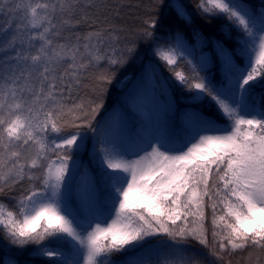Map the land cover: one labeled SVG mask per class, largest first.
<instances>
[{"label": "snow or ice", "instance_id": "1", "mask_svg": "<svg viewBox=\"0 0 264 264\" xmlns=\"http://www.w3.org/2000/svg\"><path fill=\"white\" fill-rule=\"evenodd\" d=\"M112 7L0 0V241L42 264L264 255V0H154L127 32Z\"/></svg>", "mask_w": 264, "mask_h": 264}, {"label": "trees", "instance_id": "2", "mask_svg": "<svg viewBox=\"0 0 264 264\" xmlns=\"http://www.w3.org/2000/svg\"><path fill=\"white\" fill-rule=\"evenodd\" d=\"M102 4H107L113 6L112 8H105L104 15L109 16V21H115V23L119 26H123L127 30H130L134 27L137 22V18L147 10L148 6L154 2V0H99ZM181 3H187L189 0H179ZM249 3L255 5L258 10V6L260 4V0H248ZM115 6L119 7V16L114 17L113 12L115 10ZM171 22V15L168 11H165V17L163 21V26L167 27L168 23ZM199 27V26H198ZM204 37L208 38H219V33L215 31L214 28H210L208 26H204L200 28ZM186 39L190 45H196V40L191 37V30L189 29L187 33H185ZM129 38H131L129 36ZM197 54H206L210 55V49L206 43L201 44L197 47ZM136 70L135 65H130L126 72L131 75ZM91 83V79L89 80ZM87 91V90H85ZM116 92L112 93V98L114 99ZM91 145H89V149ZM84 161L87 163L88 157L84 156ZM111 221H109L110 223ZM34 247V246H32ZM47 257H39L33 255L29 251L24 250H16L11 245H7L4 242L0 241V264H5V261H18L19 264H42V261L47 260ZM222 264H227V262H222ZM231 264H264V255L257 252L255 249H249L247 252L243 254L234 255L231 257Z\"/></svg>", "mask_w": 264, "mask_h": 264}]
</instances>
